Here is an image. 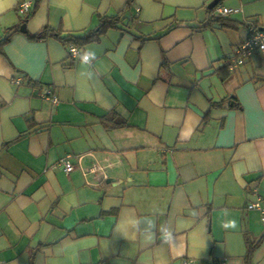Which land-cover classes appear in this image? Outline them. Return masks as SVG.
<instances>
[{
  "label": "crops",
  "instance_id": "0c3cea01",
  "mask_svg": "<svg viewBox=\"0 0 264 264\" xmlns=\"http://www.w3.org/2000/svg\"><path fill=\"white\" fill-rule=\"evenodd\" d=\"M20 1L0 0V263L264 264V52L227 68L264 0ZM97 31L88 61L60 40Z\"/></svg>",
  "mask_w": 264,
  "mask_h": 264
},
{
  "label": "built area",
  "instance_id": "2783aa9c",
  "mask_svg": "<svg viewBox=\"0 0 264 264\" xmlns=\"http://www.w3.org/2000/svg\"><path fill=\"white\" fill-rule=\"evenodd\" d=\"M31 0H22L20 1L16 9L20 14H27L31 8ZM139 12V10H136ZM232 13L231 9L228 8H219L218 15L227 16ZM69 55L71 58H79L81 57L84 61H88L89 57L87 55H80V50L76 45L70 44L68 46ZM259 52H264V31H261L253 22L247 23L246 27V35L243 40L237 45L235 48L234 54L229 60L228 70L233 72L243 66L253 54ZM50 91L47 90L41 97L44 99H51L53 103H56V99L50 97ZM71 158L70 155H66L64 158H61L57 162V167L62 169L66 174L70 173L74 166L69 161ZM255 191V190H254ZM248 211L250 210H258L263 214L262 223L264 225V211L260 206V198H257L255 202L249 203L246 207ZM3 264V263H0ZM224 264V263H222Z\"/></svg>",
  "mask_w": 264,
  "mask_h": 264
},
{
  "label": "trees",
  "instance_id": "16d2710c",
  "mask_svg": "<svg viewBox=\"0 0 264 264\" xmlns=\"http://www.w3.org/2000/svg\"><path fill=\"white\" fill-rule=\"evenodd\" d=\"M211 21L220 22L223 26H230L227 24V22H231V20L227 19L226 16H221V15L211 18ZM115 22H116L115 18H104L101 20V27L105 28L106 26H111L115 24ZM253 23L259 28L256 22H253ZM98 32L99 31L93 32L91 34H86L83 37H74L72 35H67L61 38L60 40L65 44H68V45L73 44V45L78 46L84 43L85 41L92 39ZM14 33H15V28L8 29L6 33L4 34V36L0 39V44L7 42ZM49 35H56V34L53 32V30L47 27H44L39 32H37L33 37L36 39H42ZM254 246H255V243H249V250H250V247H252L253 249ZM248 254H250V251H248ZM246 259L248 260V255L246 256Z\"/></svg>",
  "mask_w": 264,
  "mask_h": 264
},
{
  "label": "water",
  "instance_id": "95a60500",
  "mask_svg": "<svg viewBox=\"0 0 264 264\" xmlns=\"http://www.w3.org/2000/svg\"><path fill=\"white\" fill-rule=\"evenodd\" d=\"M219 1H220V0H213V1L209 4L208 8H214L215 6H217V4L219 3ZM259 29H260L261 31H264V27H260ZM21 31H22V32L25 31L24 28H23V26H22V28H21Z\"/></svg>",
  "mask_w": 264,
  "mask_h": 264
}]
</instances>
